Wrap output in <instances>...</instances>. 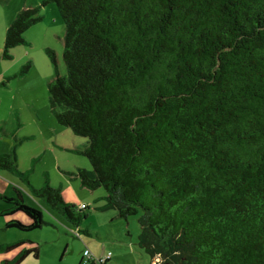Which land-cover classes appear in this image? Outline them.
Wrapping results in <instances>:
<instances>
[{"label":"trees","instance_id":"1","mask_svg":"<svg viewBox=\"0 0 264 264\" xmlns=\"http://www.w3.org/2000/svg\"><path fill=\"white\" fill-rule=\"evenodd\" d=\"M51 2L65 26V72L47 81L50 109L86 139L91 165L72 174L104 188V208L138 214L136 243L158 264H264V0H41L16 12L3 58ZM2 169L75 226L87 215L60 186H33L14 147L0 152ZM13 188L0 214L30 222L5 227H41L42 210Z\"/></svg>","mask_w":264,"mask_h":264},{"label":"rangeland","instance_id":"2","mask_svg":"<svg viewBox=\"0 0 264 264\" xmlns=\"http://www.w3.org/2000/svg\"><path fill=\"white\" fill-rule=\"evenodd\" d=\"M40 2L0 0V70L10 75L17 72L16 78L3 79L7 87H0V147L4 146L5 151L14 147L17 165L28 174L33 186L40 187L46 180L52 186L61 185L65 199L78 207L81 202L88 205L84 210L87 215L75 226L33 197L19 176L2 169L9 184L0 182V187L16 195L13 188L16 185L25 203L42 210L45 223L31 230L5 227L12 217L24 223L30 219L21 211L13 216L0 214V243L22 240L10 250L0 251V257L13 258L22 249L37 247V255L31 251L19 264H152L149 254L136 243L140 230L138 214L124 219L115 209L104 208V188L83 187L72 174L79 167L89 169L91 165L80 152L86 139L59 123L50 109L47 81L56 71L65 72L62 56L65 26L56 4L51 2L40 8L42 19L25 30L26 43L14 47L11 58L1 56L6 28L16 12ZM27 63L29 69L19 74ZM0 201L3 208L10 204L3 198ZM84 249L94 256V262L86 261ZM107 252L109 259L102 263L99 259ZM154 261L156 264L158 258Z\"/></svg>","mask_w":264,"mask_h":264},{"label":"crops","instance_id":"3","mask_svg":"<svg viewBox=\"0 0 264 264\" xmlns=\"http://www.w3.org/2000/svg\"><path fill=\"white\" fill-rule=\"evenodd\" d=\"M15 73H17V72H15ZM15 73H13V74H15ZM12 75V74H11ZM8 76H10V74H9V72L8 71H5V70H3V69H1L0 70V81L1 80H3L4 78L6 79V77H8ZM17 77V75L15 76V77H12V78H10V80L11 79H13V78H16ZM7 87L8 85L7 84H0V87ZM82 145H84V143H82ZM10 148H12V147H10ZM4 149V146L2 147H0V152H3V151H5V150H3ZM7 151V150H6ZM7 180H9V179H7V177L5 176V174L3 173V172H1V170H0V182L2 183V184H4V185H8L9 184V182H7ZM16 186V185H15ZM60 187L62 188V186L60 185ZM8 189H6V188H2V187H0V198H2L1 196L2 195H12L11 193H8ZM65 198V197H64ZM66 200H69V199H66ZM82 203H84V202H81L80 203V205L82 204ZM79 205V206H80ZM3 208V204H2V202L0 201V211H1V209ZM2 260H3V257H0V264H2Z\"/></svg>","mask_w":264,"mask_h":264},{"label":"built area","instance_id":"4","mask_svg":"<svg viewBox=\"0 0 264 264\" xmlns=\"http://www.w3.org/2000/svg\"><path fill=\"white\" fill-rule=\"evenodd\" d=\"M80 206L82 207V206H84V204L82 203ZM84 254H86L87 256H90V255H91L89 250H85V251H84ZM109 255H110V252H107V253L104 255V257H103V258H100L99 260L105 259L106 257H109ZM91 256H92V255H91ZM92 257H94V256H92Z\"/></svg>","mask_w":264,"mask_h":264},{"label":"flooded vegetation","instance_id":"5","mask_svg":"<svg viewBox=\"0 0 264 264\" xmlns=\"http://www.w3.org/2000/svg\"><path fill=\"white\" fill-rule=\"evenodd\" d=\"M152 264H155V261L154 262L152 261ZM156 264H158V263H156Z\"/></svg>","mask_w":264,"mask_h":264}]
</instances>
